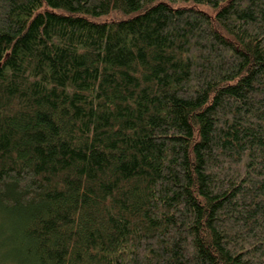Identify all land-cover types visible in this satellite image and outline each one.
<instances>
[{"label": "trees", "instance_id": "16d2710c", "mask_svg": "<svg viewBox=\"0 0 264 264\" xmlns=\"http://www.w3.org/2000/svg\"><path fill=\"white\" fill-rule=\"evenodd\" d=\"M0 246L264 264V0H0Z\"/></svg>", "mask_w": 264, "mask_h": 264}, {"label": "rangeland", "instance_id": "374dc122", "mask_svg": "<svg viewBox=\"0 0 264 264\" xmlns=\"http://www.w3.org/2000/svg\"><path fill=\"white\" fill-rule=\"evenodd\" d=\"M174 6H182V5H191V3H171ZM45 8H47L46 6L42 7L41 10H44ZM206 11L211 12L210 9L206 8ZM136 13H129V14H123V13H115V12H111L108 14H104L101 15L99 17L94 18L95 21H108V20H112V19H127L130 18L132 16H134ZM115 15H118L117 18H115ZM4 249L2 248V246H0V264H4V256H7L4 254Z\"/></svg>", "mask_w": 264, "mask_h": 264}]
</instances>
